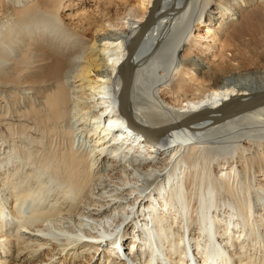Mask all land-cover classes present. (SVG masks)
<instances>
[{
    "label": "bare ground",
    "instance_id": "obj_1",
    "mask_svg": "<svg viewBox=\"0 0 264 264\" xmlns=\"http://www.w3.org/2000/svg\"><path fill=\"white\" fill-rule=\"evenodd\" d=\"M83 1L0 0V264H264V0Z\"/></svg>",
    "mask_w": 264,
    "mask_h": 264
},
{
    "label": "rangeland",
    "instance_id": "obj_2",
    "mask_svg": "<svg viewBox=\"0 0 264 264\" xmlns=\"http://www.w3.org/2000/svg\"><path fill=\"white\" fill-rule=\"evenodd\" d=\"M141 0H114V2L113 3H124V4H126L127 6H131L132 7V11H131V13L133 14V16H134V14H135V17L136 16H140L141 15V13H140V11H138V8H137V4H138V2H140ZM106 2H107V0H97V3H95L93 0H85V1H83V4L82 5H79L78 6V8H76L77 10H79L80 8H89V9H92V13L93 14H96V13H100V12H102L103 10H107V7H104V5L103 4H106ZM97 4V5H96ZM97 7H96V6ZM136 8V9H135ZM117 10H113V12L111 13V15H112V19L116 16L117 18H122V17H124V15H125V11L123 10V9H120V7L118 6L117 8H116ZM95 10V11H94ZM72 11L70 10V11H62V13H61V15H64L63 17H65V15L66 14H68V13H71ZM114 13H115V15H114ZM119 16V17H118ZM64 19V18H63ZM206 23L207 22H205V24L203 23L198 29H195V31H193V34H197L198 33V31H202V29H203V27H204V25H206ZM208 24V23H207ZM122 118H123V120H124V122H126V120L124 119V117L122 116ZM120 121H122V120H120ZM213 258L215 259V260H217V261H219L218 260V256H216V255H214L213 256ZM92 260V257H90V256H86V258H83V260L81 259V261H79L80 262V264H92L91 261ZM79 262H76L75 264H79ZM83 262V263H82ZM206 263H209V261L207 260V261H205ZM57 263V261H55V262H53V264H56Z\"/></svg>",
    "mask_w": 264,
    "mask_h": 264
},
{
    "label": "water",
    "instance_id": "obj_3",
    "mask_svg": "<svg viewBox=\"0 0 264 264\" xmlns=\"http://www.w3.org/2000/svg\"><path fill=\"white\" fill-rule=\"evenodd\" d=\"M151 12H152V11H151ZM151 12L149 13L150 15L146 18V21H145V23H144V25H143V27H142V29H141L140 38L143 37V35L147 32V30H148V28H149V26H150L149 24H150L151 21H152V16H151L152 13H151ZM132 54H134V50H133ZM125 74L127 75V74H128V71H126ZM125 74H122V88H123V85L125 84V80H126V78L124 77ZM123 75H124V76H123ZM252 107H253V106H251V107H247L245 110H247V109H251ZM121 110H122V112H123L125 118H127L128 121L131 122V120H130L128 114H127V110H126V99H125L124 96L122 97V101H121ZM130 126H131V125H130ZM131 127H134V126L132 125ZM134 129H135V127H134ZM144 136L147 137L148 135H147V134H144ZM146 137H145V138H146Z\"/></svg>",
    "mask_w": 264,
    "mask_h": 264
}]
</instances>
